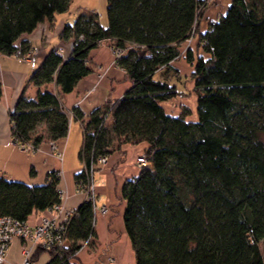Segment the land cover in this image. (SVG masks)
I'll return each instance as SVG.
<instances>
[{
  "label": "trees",
  "instance_id": "trees-1",
  "mask_svg": "<svg viewBox=\"0 0 264 264\" xmlns=\"http://www.w3.org/2000/svg\"><path fill=\"white\" fill-rule=\"evenodd\" d=\"M73 2L0 0V55L30 53L18 41L68 13ZM206 3L107 0V26L97 12L83 10L60 32L73 42L70 55L52 49L30 77L36 97L22 94L10 112L16 144L40 148L66 138L69 117L47 87L70 94L93 73L89 56L100 43L122 50L116 66L132 87L88 120L78 108L74 117L83 127L79 157L88 167L123 146L146 145L147 166L121 191L136 264H264V0H232L202 32ZM181 58L192 67L196 120L187 108L177 116L166 112L163 104L190 94L155 78ZM83 178L81 171L76 183ZM60 181L59 172L42 185L0 176V218L28 222L61 204ZM95 238L94 210L84 201L66 226V245L49 252L48 264H76L84 243L93 246Z\"/></svg>",
  "mask_w": 264,
  "mask_h": 264
},
{
  "label": "crops",
  "instance_id": "crops-1",
  "mask_svg": "<svg viewBox=\"0 0 264 264\" xmlns=\"http://www.w3.org/2000/svg\"><path fill=\"white\" fill-rule=\"evenodd\" d=\"M202 1L207 2V9L201 23V31L205 32L211 23L217 22L220 16L227 12L232 0ZM83 10L79 8L77 16ZM72 23L73 17L57 15L53 22L46 21L31 35L23 36L17 45L38 49V57L43 59L52 49H60L67 57L71 53V42L62 41L60 32L64 25ZM111 44V41H104L91 51L89 66L93 73L82 79L72 93L60 95V90L56 84L47 87L53 93L59 94L61 104L69 117L68 135L57 142L63 153L62 159L51 152L49 143L43 144L34 155L22 152L14 144L10 112L22 94L28 98L36 97L38 90L30 83V77L42 62L37 64L36 60L33 64L25 63L14 56L0 55V82L2 84L0 176L29 185H42L46 182L49 174L59 172L61 176L59 189L65 195L63 204L69 209H78L82 205L84 197L76 192L75 177L83 169L79 154L83 146L84 132L81 122L74 117V110L76 108L81 110L85 120H88L96 109L103 108L108 101L121 99L133 84L127 78L126 73L116 66ZM195 45L196 42L192 44L193 49H195ZM187 64L181 58L171 65V69H164L159 74L168 83L176 85L179 91H186L192 72V67ZM191 83L193 84V82ZM180 98H178L179 107L173 111L167 110L168 102L163 104L168 114L173 116L181 114V106L185 104V101ZM196 108L197 104L191 109L189 119H197ZM145 150V144L123 146L108 157L106 164L96 167L95 183L98 204L100 206L105 205L108 211L105 214L98 213L95 215L96 238L94 245L80 250L72 260L73 263L136 264L135 253L125 230L126 202L122 198L121 191L127 180L137 177L141 172L142 168L137 164V158ZM32 170L34 174L31 173ZM43 215L42 213L33 214L28 223L37 224ZM22 247L23 241L14 239L5 264H22ZM110 259H113L114 262H110ZM32 260L34 264H48L51 261V255L47 251L34 250Z\"/></svg>",
  "mask_w": 264,
  "mask_h": 264
},
{
  "label": "built area",
  "instance_id": "built-area-1",
  "mask_svg": "<svg viewBox=\"0 0 264 264\" xmlns=\"http://www.w3.org/2000/svg\"><path fill=\"white\" fill-rule=\"evenodd\" d=\"M70 48H73V42L70 43ZM61 54L63 51L58 50ZM112 53L117 60L122 56V50L112 48ZM39 54L38 49H33L30 53L23 54L21 52L15 53L13 56L21 62L35 63ZM22 152L34 155L40 148H36L30 144H16ZM51 152L59 159L63 158V153L59 149L57 142H49ZM107 163L106 157H101L97 162H91L88 167L83 164L82 172L84 177L82 181L76 183L77 194L84 197V201L92 204L94 214H105L108 208L105 205L98 204V195L95 183L96 167ZM137 164L143 168L147 166L148 161L144 154L137 158ZM61 191V190H60ZM62 203L47 210L40 218L39 222L31 225L28 222H19L9 217L0 218V264L6 263V257L10 246L14 239H21L23 241L22 264H34L32 255L34 250H41L50 252L52 250L58 251L66 245V226L70 220L76 215L77 209L67 208L63 204L64 193L61 191ZM89 245V241L84 243V248ZM110 262H114L110 259Z\"/></svg>",
  "mask_w": 264,
  "mask_h": 264
},
{
  "label": "rangeland",
  "instance_id": "rangeland-1",
  "mask_svg": "<svg viewBox=\"0 0 264 264\" xmlns=\"http://www.w3.org/2000/svg\"><path fill=\"white\" fill-rule=\"evenodd\" d=\"M107 0H74V2L72 3L71 7H70V11L68 13L62 14L65 17H73V22L76 19V16L79 12V8L83 9H88V10H94L95 12L98 13L99 15V20L101 25L103 26H107L108 25V17H107ZM196 40H193L190 42V44L192 45L193 43H195ZM42 57H38L37 60V64H40V62H42ZM186 62V60H185ZM189 65V64H187ZM157 80L161 79L160 75H156L155 77ZM192 81H189L188 84V90H186L190 96H184L181 97L180 99L185 101V104L183 106H181V109L183 108H187L189 110L193 109L195 107L196 104V98H195V94H194V89H193V84L191 83ZM179 98V97H178ZM178 98L173 99L171 101H169L167 103V110H174L177 109L180 105V101L178 100ZM177 100V102H176ZM260 249L262 252V255L264 257V243L260 244Z\"/></svg>",
  "mask_w": 264,
  "mask_h": 264
}]
</instances>
